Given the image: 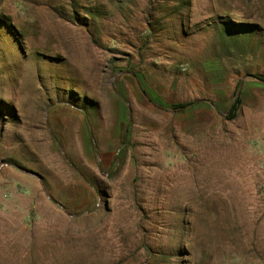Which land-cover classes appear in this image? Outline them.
<instances>
[{
    "label": "rangeland",
    "instance_id": "obj_1",
    "mask_svg": "<svg viewBox=\"0 0 264 264\" xmlns=\"http://www.w3.org/2000/svg\"><path fill=\"white\" fill-rule=\"evenodd\" d=\"M258 76L264 0H0V264H264Z\"/></svg>",
    "mask_w": 264,
    "mask_h": 264
},
{
    "label": "trees",
    "instance_id": "obj_2",
    "mask_svg": "<svg viewBox=\"0 0 264 264\" xmlns=\"http://www.w3.org/2000/svg\"><path fill=\"white\" fill-rule=\"evenodd\" d=\"M238 27H241V28H247L248 26L245 25V24H239ZM258 78L260 80H263L264 81V78L262 77H259ZM192 104H180V105H176L174 106V110L178 111H185L186 109H188L189 107H191ZM239 105H240V100H237L236 103L231 107L230 109V112H229V115H228V119H234L236 114H237V111H238V108H239Z\"/></svg>",
    "mask_w": 264,
    "mask_h": 264
},
{
    "label": "water",
    "instance_id": "obj_3",
    "mask_svg": "<svg viewBox=\"0 0 264 264\" xmlns=\"http://www.w3.org/2000/svg\"><path fill=\"white\" fill-rule=\"evenodd\" d=\"M123 73L127 74V72H123ZM128 74L132 75V73H128ZM238 96H239V93H238L237 97ZM13 167L16 168L17 170H19L20 172L24 173V174L35 177L42 184V177L39 173L34 172L33 170L27 169V168L19 166V165H13Z\"/></svg>",
    "mask_w": 264,
    "mask_h": 264
},
{
    "label": "crops",
    "instance_id": "obj_4",
    "mask_svg": "<svg viewBox=\"0 0 264 264\" xmlns=\"http://www.w3.org/2000/svg\"><path fill=\"white\" fill-rule=\"evenodd\" d=\"M233 160V159H232ZM231 160V163L235 162L236 160L234 159L233 161Z\"/></svg>",
    "mask_w": 264,
    "mask_h": 264
}]
</instances>
